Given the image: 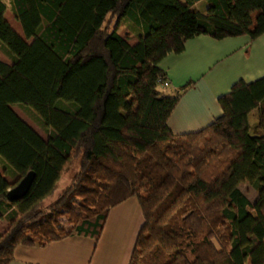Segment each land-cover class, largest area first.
I'll return each instance as SVG.
<instances>
[{
  "label": "trees",
  "instance_id": "16d2710c",
  "mask_svg": "<svg viewBox=\"0 0 264 264\" xmlns=\"http://www.w3.org/2000/svg\"><path fill=\"white\" fill-rule=\"evenodd\" d=\"M200 1L0 0V47L12 62L0 57V264L18 246L98 240L110 210L132 197L145 222L129 264H264V77L236 82L220 117L176 135L168 121L193 83L171 93L160 67L198 36H263L264 0H206V13L193 9ZM9 5L25 37L6 19ZM128 20L141 29L135 45L118 32ZM78 158L59 200L66 227L43 205ZM30 172L28 194L9 202Z\"/></svg>",
  "mask_w": 264,
  "mask_h": 264
},
{
  "label": "crops",
  "instance_id": "0c3cea01",
  "mask_svg": "<svg viewBox=\"0 0 264 264\" xmlns=\"http://www.w3.org/2000/svg\"><path fill=\"white\" fill-rule=\"evenodd\" d=\"M207 6V1L203 0L193 9L206 13ZM6 19L20 36L24 35L11 5ZM118 32L128 38L131 45L138 42L129 35L124 36L120 29ZM160 67L171 82L168 89L171 93L193 83L182 93L171 114L170 129L176 135L198 132L223 114L219 98L229 93L236 82L250 83L264 77V35L256 40L248 35L222 40L198 36L186 42L182 53L168 55ZM0 172L3 173L1 169ZM144 222L140 202L132 197L110 210L98 240L71 236L42 247L18 246L10 264H129ZM0 223H6L0 232L6 231V219L0 218Z\"/></svg>",
  "mask_w": 264,
  "mask_h": 264
},
{
  "label": "rangeland",
  "instance_id": "374dc122",
  "mask_svg": "<svg viewBox=\"0 0 264 264\" xmlns=\"http://www.w3.org/2000/svg\"><path fill=\"white\" fill-rule=\"evenodd\" d=\"M120 32L125 36L129 35L133 41L139 39V36L141 34V29L138 28L134 23L131 21H126L123 26L120 28ZM23 34V33H22ZM24 37V35L22 36ZM0 57L3 61L11 64V60L6 54V51L0 47ZM13 110L26 122L28 123L37 133H39L43 138L47 139V134L44 132V130L37 124L36 120L31 116V114L22 106L16 105L13 106ZM81 165V158H78L73 166L69 168L61 182V185L59 189L57 190L56 194L50 198L47 202L44 203L43 208L45 211L52 210L58 211L57 213L58 220L61 222L64 226L70 227V223H68L70 215L63 211L64 209L59 205V200L62 198V195L65 194L67 187L71 185L72 180L75 177V174L79 171ZM0 169L3 171V165L0 162ZM9 177V176H8ZM10 181L12 182V179L9 177ZM241 191L247 196V198L251 202H255L258 198L257 191L249 184H243L240 186ZM76 206V205H75ZM77 208V207H76ZM1 224V223H0ZM6 223H2L0 225V231L4 229V226Z\"/></svg>",
  "mask_w": 264,
  "mask_h": 264
},
{
  "label": "water",
  "instance_id": "95a60500",
  "mask_svg": "<svg viewBox=\"0 0 264 264\" xmlns=\"http://www.w3.org/2000/svg\"><path fill=\"white\" fill-rule=\"evenodd\" d=\"M35 180V173L30 172L26 175L21 182L13 189H11L7 194V199L9 202H16L25 197L30 191L33 182Z\"/></svg>",
  "mask_w": 264,
  "mask_h": 264
},
{
  "label": "built area",
  "instance_id": "2783aa9c",
  "mask_svg": "<svg viewBox=\"0 0 264 264\" xmlns=\"http://www.w3.org/2000/svg\"><path fill=\"white\" fill-rule=\"evenodd\" d=\"M162 86L163 88L169 89L171 87V82L169 80L164 81Z\"/></svg>",
  "mask_w": 264,
  "mask_h": 264
}]
</instances>
